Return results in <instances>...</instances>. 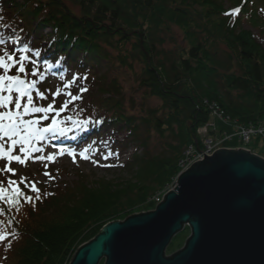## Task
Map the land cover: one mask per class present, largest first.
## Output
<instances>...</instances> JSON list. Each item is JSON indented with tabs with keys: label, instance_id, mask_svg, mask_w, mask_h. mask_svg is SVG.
<instances>
[{
	"label": "trees",
	"instance_id": "16d2710c",
	"mask_svg": "<svg viewBox=\"0 0 264 264\" xmlns=\"http://www.w3.org/2000/svg\"><path fill=\"white\" fill-rule=\"evenodd\" d=\"M222 1L0 0V39L16 38L20 48L15 54L28 55L40 73L46 65L49 72L72 68L82 75L84 87L94 82L92 99L80 108L83 111H76L79 117L102 119L104 126L126 130L128 140L146 149L144 156L123 164L131 175L126 183L102 181L91 188H81L80 183L71 191L57 188L47 196L40 192L38 200L27 191L32 202L0 200V233H12L1 244L0 264H70L80 246L105 225L154 204L152 196L170 186L187 151L199 142L198 129L209 121L214 102L242 125L264 123V46L245 27L264 33L263 12L256 0H245L237 14L225 9ZM168 24L184 30V46L161 56L157 34ZM25 47L27 52L20 51ZM111 49L118 51L119 66L132 70V62L141 61L138 85L161 101L159 109L145 117L127 110L121 83L100 74ZM235 59L238 70L220 72L224 61L232 67ZM151 126L177 138V145L171 146L174 156H150L149 136L141 131ZM10 193L9 198L14 195ZM21 206L16 218L9 217V208ZM190 235L185 227L166 254L183 248Z\"/></svg>",
	"mask_w": 264,
	"mask_h": 264
},
{
	"label": "water",
	"instance_id": "95a60500",
	"mask_svg": "<svg viewBox=\"0 0 264 264\" xmlns=\"http://www.w3.org/2000/svg\"><path fill=\"white\" fill-rule=\"evenodd\" d=\"M189 227L185 246L167 256ZM264 264V159L219 149L178 176L149 212L105 225L70 264Z\"/></svg>",
	"mask_w": 264,
	"mask_h": 264
},
{
	"label": "rangeland",
	"instance_id": "374dc122",
	"mask_svg": "<svg viewBox=\"0 0 264 264\" xmlns=\"http://www.w3.org/2000/svg\"><path fill=\"white\" fill-rule=\"evenodd\" d=\"M234 2V0H223L222 4L224 5L225 9H229V11L233 10L235 7L240 6L242 9L245 5L244 0H240V2ZM257 2V8L259 10H262V18L264 19V1L256 0ZM249 4V0L247 2ZM255 7V8H256ZM75 12H78V9H74ZM254 10V9H253ZM261 22H264L261 20ZM170 26H164L165 32H160L157 34L158 37V51H160L163 56V53H168L170 50L173 52H177V49L184 46V30L177 25L174 24H168ZM247 29H251L256 36L257 40L263 44L264 46V33H260V30H257L256 28H251L248 26V24L245 25ZM183 30V31H182ZM132 36V35H131ZM162 39V42L160 40ZM225 48V46H224ZM111 59L109 63L107 64V68L103 69V72L100 74H105L107 77L110 78H116L121 85L124 88L126 102L125 107L127 110L136 116H147L150 115V112L159 109L161 107V101L154 97L149 95L148 90L144 87H139L137 78L139 74H136L140 68V62L137 60V62L133 61L132 65L134 69H130L127 67L119 66L118 62L116 60V56L118 55V51L116 49H111L110 51ZM224 59V58H223ZM239 69V66L237 65V60H234V64L231 67L230 61L226 62L224 61L223 67H221L220 72H228L230 70L235 71ZM0 75H3V69H0ZM72 73L67 77V81L71 79ZM78 76V75H77ZM56 79H54L51 83V92H54L57 88H60L61 92L63 93L65 89L62 88V85L60 82H55ZM96 85V84H95ZM94 82L88 84V95L85 97L84 101H81V105L83 103L90 102L91 93L95 89ZM102 86L103 84H99ZM48 86V88H50ZM99 88V86H98ZM78 87L74 89L75 92H77ZM73 92V90H71ZM50 97H48L47 102H41L38 103L37 106H46L48 102L51 101L52 96L51 93ZM3 95H7V93H3ZM15 95L14 94V98ZM66 99L63 95L56 98V107H59L62 101ZM74 106V104L69 105V108L67 111L71 109V107ZM75 107V106H74ZM22 109V108H21ZM16 111L14 104L9 106V109H1V111ZM23 111V109H22ZM227 116V115H225ZM35 117L26 116L24 119H35ZM59 119V118H58ZM232 119L231 123L224 124V121L219 118L215 117V114L211 112L209 114V121L211 120V124L213 128L215 127L216 130H219V134H216L215 136H219L221 140L218 142V139L215 140V143L219 145L218 148H244L250 150L253 154H257L261 158L264 159V138L259 136L258 138H253L252 140L245 142L241 141L240 138L235 134L237 130V126L241 125L237 122V119ZM50 121H44L43 124H47ZM208 122L205 124L204 127L207 128L206 130H198L197 135L199 138V142L197 144H200L202 139H205L207 136L212 135L213 133L208 130ZM203 127V128H204ZM201 128V129H203ZM114 128H111L110 126H105V129H102L100 131V137L97 138L95 142H89L86 145L81 144L75 148H69L67 150H64V155L57 156L54 163H49L47 161H40L33 159H28L26 161L25 165H19L13 162L12 167L15 169V175H11L10 173H6L4 175H0V180L4 181V187L7 185V179L9 176H11L12 179L19 182L21 177H26V182H33L38 181L39 183L36 184V187L39 188L41 193V196H47L53 193L55 189H68L69 191L74 190L80 183L83 187H95L98 184H100L102 181L106 182H118V183H126L131 179V175L128 172H125L123 164L130 162H133V158L144 156L145 154V146L141 145L140 142L135 141L131 142L128 140V146H125L124 143V151L125 153L121 155V144L126 141L127 139V131L124 130L120 134H114ZM147 131V132H146ZM23 133V129H22ZM142 134L145 133V136H149V144H148V151L150 156L159 157V158H165V157H172L175 154V150L171 146L177 145V138L168 135V131L166 136H164L162 133H160L156 128L154 127H148V130L145 128H142L141 131ZM226 138V139H223ZM7 139V138H6ZM257 139V140H256ZM223 140V141H222ZM10 144V141H7V145ZM172 144V145H169ZM203 146V143L198 146L195 151H198ZM6 148L8 146H5ZM20 145L16 146L15 153L18 154ZM88 148L89 151L86 153L90 159H81L79 156V153L83 151V149ZM42 149L44 150L42 153H38L33 157L44 155L47 156L49 153H56L59 151L58 146H47L46 143L43 144ZM69 151H74L77 153L76 160L73 162V158L69 156L67 153ZM123 151V152H124ZM111 152L113 155L109 156L108 159H104L103 157L105 155H108V153ZM21 155L23 158L24 154H18ZM95 161H98L96 163ZM48 163L47 169H45L44 164ZM181 164V163H180ZM179 164V165H180ZM4 166V162L0 161V167ZM181 166V165H180ZM47 171L51 174V176L55 177L54 179H49L48 176L44 175V172ZM175 180V179H174ZM178 180V179H177ZM175 181H173L170 186L165 188L161 193L166 192L171 187H174ZM19 187L24 191L25 195H30L24 187L23 184H19ZM80 187L77 189V192L81 189ZM173 189V188H172ZM65 195H69V192ZM67 192V191H64ZM33 193V192H30ZM36 195V193H34ZM78 195V194H77ZM156 195V194H155ZM154 195L152 196L153 199ZM154 200V204L149 205L146 204L142 207L143 212H149L156 208L158 205V202ZM24 199L21 200L23 202ZM33 201V200H32ZM31 201V202H32ZM24 206H21L19 209H13L10 208L8 211H13V214H10L9 217L16 218L21 211L18 212V210H23ZM14 208V206H13ZM142 212V211H141ZM141 212H137L138 214ZM18 213V214H17ZM123 221V220H121ZM3 227V226H2ZM8 231V229L6 230ZM2 243H0L1 245ZM84 245V244H83ZM82 245V246H83ZM81 247V246H80ZM182 246L176 247V250L167 253V256H170L171 254L178 252L181 250Z\"/></svg>",
	"mask_w": 264,
	"mask_h": 264
},
{
	"label": "snow or ice",
	"instance_id": "6c2138e0",
	"mask_svg": "<svg viewBox=\"0 0 264 264\" xmlns=\"http://www.w3.org/2000/svg\"><path fill=\"white\" fill-rule=\"evenodd\" d=\"M235 13L240 12V8L234 9ZM4 41H0V44H3ZM22 52H27L28 48L25 47L21 49ZM36 55H40L39 52ZM29 59L28 55H20L17 58V55L14 52L5 51L3 54H0V69H3L4 74L0 75V109H9V106L14 104L16 111H0V141H10L8 147H5V143H0V161L4 162V166L0 167V175L10 173L15 175V169L12 167L13 162L19 165H25L28 159L47 161L49 163H54L57 156L64 155L63 148L59 149L56 153H49L47 156L40 155L33 157L32 153H42L44 150L33 141H42L45 139L46 134L51 133L52 138L56 139L61 136H66L68 132L74 130L87 131L89 125H98L103 123L101 120H91V119H73L72 116H63L62 113H65L69 105L73 104L75 101L81 100L82 96L80 95L83 92L88 91L87 88L78 86L76 94H73L71 89L73 85H78L79 77H72L68 80L67 83L62 85L65 91L62 93L60 88H57L54 92L51 90H46L51 93L52 99L47 103L46 106H37L34 102L33 89H35V96L41 101L48 100V95L45 91H41L37 87L36 79H27L26 77L30 74L32 77H37L41 81L44 80V76L40 73L39 69L32 67L29 70V66H26L25 61ZM32 64L35 65V61H32ZM15 70L18 74H8L10 71ZM23 77L22 78V75ZM86 79V77H85ZM7 93V95H3ZM14 94L15 95L14 98ZM63 95L66 97L62 101L59 107H56V98ZM22 104V101H25ZM23 109L21 112L20 109ZM83 111V109H80ZM30 114H38L35 119H24V117L29 116ZM76 116L79 117V112L76 113ZM59 118V119H58ZM44 121H50L47 124H43ZM71 126H68V124ZM23 129V133H22ZM74 138V137H73ZM20 145L18 151L19 153L24 154L23 158L21 155L14 154L17 150L16 146ZM89 151L88 148L83 149L79 153L81 159H90L86 154ZM73 158V162L76 160L77 153L74 151H69L67 153ZM113 153L109 152L108 155H105L103 158L108 159L109 156ZM98 163V161H95ZM45 169L48 167V163L44 164ZM45 176H48L49 179H54L55 177L47 171L44 172ZM26 177H21L19 182L12 179L11 176L7 179L8 187H4V181L0 180V200H5L7 203L11 204L13 202L19 203L20 198H23L25 202H31L33 197L30 195H25L24 191L19 187V184H23L26 189L30 192L36 193L35 199H40V190L36 187L38 181L26 182ZM14 193V195L9 198L6 194L9 190ZM2 212V209H0ZM12 233H0V242H4Z\"/></svg>",
	"mask_w": 264,
	"mask_h": 264
},
{
	"label": "built area",
	"instance_id": "2783aa9c",
	"mask_svg": "<svg viewBox=\"0 0 264 264\" xmlns=\"http://www.w3.org/2000/svg\"><path fill=\"white\" fill-rule=\"evenodd\" d=\"M210 110L211 112H213L215 114V117H219L221 118L224 122H231L232 120L230 119V117L225 116L226 114L224 113V111L221 109V107L214 102L211 106H210ZM212 124L208 125V130L209 127H211ZM237 130H236V135L240 138L241 141H245L248 142L250 140H252L255 137L261 136L264 138V123H260L257 125H238L237 126ZM200 130H206L207 132V128L204 127L203 129ZM226 139V138H224ZM215 140H217L216 138H210V137H206L205 139H203V146L200 150L195 151L196 148L191 147L188 151H187V157L186 159L182 160L180 163V167H182V171L184 172L186 171L192 164H194L195 162L202 160L204 158V154H206L207 156H212L214 154L215 151L222 149V148H218L219 145L216 144L218 143L221 139H218V142L215 143ZM223 141V140H222ZM177 179H175V185L177 183ZM175 185H173L175 187ZM174 187H171L169 190H167L164 193H158L154 199L155 201L158 202V204L160 202H162L164 200V196L170 191L173 190ZM173 188V189H172Z\"/></svg>",
	"mask_w": 264,
	"mask_h": 264
}]
</instances>
